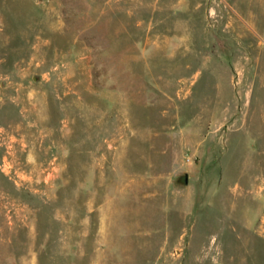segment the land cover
<instances>
[{"label":"rangeland","instance_id":"1","mask_svg":"<svg viewBox=\"0 0 264 264\" xmlns=\"http://www.w3.org/2000/svg\"><path fill=\"white\" fill-rule=\"evenodd\" d=\"M0 264H264V0H0Z\"/></svg>","mask_w":264,"mask_h":264},{"label":"water","instance_id":"2","mask_svg":"<svg viewBox=\"0 0 264 264\" xmlns=\"http://www.w3.org/2000/svg\"><path fill=\"white\" fill-rule=\"evenodd\" d=\"M177 185H182V186H188L189 184V177L187 174L180 176L177 181H176Z\"/></svg>","mask_w":264,"mask_h":264}]
</instances>
